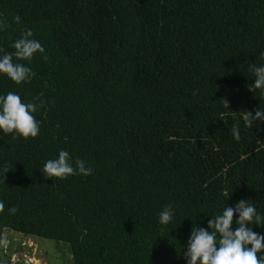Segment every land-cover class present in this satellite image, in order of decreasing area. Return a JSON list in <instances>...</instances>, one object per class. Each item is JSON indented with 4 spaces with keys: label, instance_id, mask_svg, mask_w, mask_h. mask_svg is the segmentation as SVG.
Returning a JSON list of instances; mask_svg holds the SVG:
<instances>
[{
    "label": "trees",
    "instance_id": "trees-1",
    "mask_svg": "<svg viewBox=\"0 0 264 264\" xmlns=\"http://www.w3.org/2000/svg\"><path fill=\"white\" fill-rule=\"evenodd\" d=\"M0 19V48L31 29L47 56L21 61L30 83L0 76V93L43 102L36 138L0 135V264L6 230L65 242L71 264H185L180 245L226 192L230 206L264 207V122L241 120L237 141L219 101L237 115L264 108L245 87L264 50V0H0ZM61 149L93 174L45 179ZM167 204L177 215L164 227Z\"/></svg>",
    "mask_w": 264,
    "mask_h": 264
},
{
    "label": "clouds",
    "instance_id": "clouds-1",
    "mask_svg": "<svg viewBox=\"0 0 264 264\" xmlns=\"http://www.w3.org/2000/svg\"><path fill=\"white\" fill-rule=\"evenodd\" d=\"M12 22L19 25L21 17L13 16ZM6 27V22L0 19V30ZM33 36L31 29H25L19 38L12 41L10 47L13 51L0 48V76L16 85L30 83L36 75L29 63L21 61L31 62L37 54L47 59L45 48ZM259 60L261 63L251 62L247 65V71L254 83H249L245 87L249 93L253 95L258 93L260 97H264V50L259 52ZM219 101L236 120L231 127V134L237 141L241 139V120L243 126L249 129L264 122V108L260 105L237 115L238 112L229 110L227 99ZM42 107V101L39 104L22 101L21 96L13 91L0 93V135H11L12 139L36 138L40 133V121L36 119L35 113ZM4 172H8V169L5 168ZM41 173L45 179L63 180L75 175L90 176L93 169L85 160L74 159L69 151L61 149L54 158L44 162ZM230 195L231 192L225 193L221 210L215 215L205 214L209 217L206 226L193 223L186 242L180 245V253L185 264H264V233L253 231V225L264 227L262 214L264 207H257V201L248 198H242L230 206L226 203ZM4 211V202L0 200V213ZM16 211L15 207L8 209L11 214H15ZM176 215L175 207L167 204L158 212L157 223L168 227L176 220ZM181 222L182 220L175 228Z\"/></svg>",
    "mask_w": 264,
    "mask_h": 264
},
{
    "label": "rangeland",
    "instance_id": "rangeland-1",
    "mask_svg": "<svg viewBox=\"0 0 264 264\" xmlns=\"http://www.w3.org/2000/svg\"><path fill=\"white\" fill-rule=\"evenodd\" d=\"M3 246L13 264H71L69 245L52 239L19 236L5 231ZM5 263V262H4Z\"/></svg>",
    "mask_w": 264,
    "mask_h": 264
},
{
    "label": "water",
    "instance_id": "water-1",
    "mask_svg": "<svg viewBox=\"0 0 264 264\" xmlns=\"http://www.w3.org/2000/svg\"><path fill=\"white\" fill-rule=\"evenodd\" d=\"M12 233H14L15 235L18 234L17 232H13V231H12ZM4 264H10V263L7 261V262H5Z\"/></svg>",
    "mask_w": 264,
    "mask_h": 264
},
{
    "label": "flooded vegetation",
    "instance_id": "flooded-vegetation-1",
    "mask_svg": "<svg viewBox=\"0 0 264 264\" xmlns=\"http://www.w3.org/2000/svg\"><path fill=\"white\" fill-rule=\"evenodd\" d=\"M10 264H13V263L10 261Z\"/></svg>",
    "mask_w": 264,
    "mask_h": 264
}]
</instances>
